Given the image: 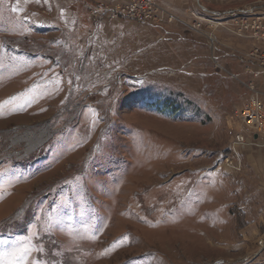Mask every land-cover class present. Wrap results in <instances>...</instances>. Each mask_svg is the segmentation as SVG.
<instances>
[{
    "label": "rangeland",
    "instance_id": "374dc122",
    "mask_svg": "<svg viewBox=\"0 0 264 264\" xmlns=\"http://www.w3.org/2000/svg\"><path fill=\"white\" fill-rule=\"evenodd\" d=\"M130 1L0 0V264L24 248L27 264H264L256 149H232L249 77L206 38V11L264 0H190L186 17L154 0L157 25L91 14Z\"/></svg>",
    "mask_w": 264,
    "mask_h": 264
},
{
    "label": "built area",
    "instance_id": "2783aa9c",
    "mask_svg": "<svg viewBox=\"0 0 264 264\" xmlns=\"http://www.w3.org/2000/svg\"><path fill=\"white\" fill-rule=\"evenodd\" d=\"M91 11V14L93 13L95 16L105 14L110 19L130 20L151 25L162 24L164 17H166L164 9L154 0H131L126 5L99 4ZM212 20L211 23L214 27L227 28V31L237 38L248 39L258 44L264 43V14L251 11V9L234 10L229 12L228 23L224 26H222L224 23L222 20ZM205 21L208 20L203 19V22ZM210 24H206L205 30H208V26L212 27ZM196 26L199 27L198 24ZM206 38L215 49L221 46L218 38L211 37V35L206 36ZM240 61L245 63L244 71L249 75V81L244 83L247 92L245 104L238 109L235 116L236 125L233 138L235 149L232 148L235 153H239L240 150L243 151L246 145H254L256 141L264 140V100H262L264 90L260 89L259 82L264 81V52H260L256 47L251 48L240 57ZM170 105L176 115L194 116L198 112L197 108L186 104L174 107L172 104ZM239 155L236 159H239ZM228 162L229 159L224 158V163ZM262 226L264 232V221ZM261 251H264V235L260 242L259 252Z\"/></svg>",
    "mask_w": 264,
    "mask_h": 264
},
{
    "label": "crops",
    "instance_id": "0c3cea01",
    "mask_svg": "<svg viewBox=\"0 0 264 264\" xmlns=\"http://www.w3.org/2000/svg\"><path fill=\"white\" fill-rule=\"evenodd\" d=\"M158 1L161 4L174 10V12L177 13L178 15L183 13L185 17L188 16V11L192 9V4L190 0H158ZM256 12L262 13L263 11L256 10ZM207 13H209V15L211 16L216 17V19L222 20L223 22L225 21V18H228L227 15L228 12H224L223 14H220L219 12L206 11V14ZM226 23H228V21L224 22L222 26H224ZM221 28H219L218 32L216 33L219 42L221 43L222 46H225L226 48H231V50L233 51L235 50L239 55L242 56L251 48L259 47L258 46L259 44L257 45L248 39L237 38L234 35L230 34L228 31L225 32L224 30H221ZM225 47L219 49L220 50L224 49L226 51ZM259 49L260 52H264V44H261ZM229 53L230 51L227 53L224 52V54L222 53L223 57L221 58H223V61L227 62L233 60L234 57L230 56ZM244 66L245 65L241 64L240 77H245V78L247 77L248 79L249 75L247 74L246 76V73H244V69H245ZM244 83L245 80L243 82V85ZM262 85L264 88V83H262ZM254 147L256 149L255 151L248 154L246 153L245 155L246 158L245 168H247L245 175L248 182L251 184V187H253L252 192L258 194V197L257 196L254 197L258 198L261 201L260 207H262L261 209H263L264 208V140L256 141L254 143ZM243 181H244L243 178H241L242 183H244ZM260 194H262L261 197L259 196Z\"/></svg>",
    "mask_w": 264,
    "mask_h": 264
},
{
    "label": "snow or ice",
    "instance_id": "6c2138e0",
    "mask_svg": "<svg viewBox=\"0 0 264 264\" xmlns=\"http://www.w3.org/2000/svg\"><path fill=\"white\" fill-rule=\"evenodd\" d=\"M28 251L29 249L26 248L21 249L19 255L16 252H12L10 254L11 256L10 264H27V262L24 260V257L28 253Z\"/></svg>",
    "mask_w": 264,
    "mask_h": 264
}]
</instances>
